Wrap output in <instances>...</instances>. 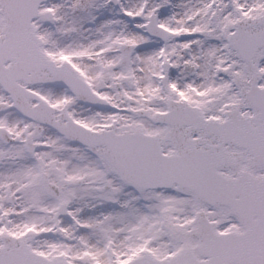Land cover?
Returning a JSON list of instances; mask_svg holds the SVG:
<instances>
[{
    "label": "snow or ice",
    "instance_id": "1",
    "mask_svg": "<svg viewBox=\"0 0 264 264\" xmlns=\"http://www.w3.org/2000/svg\"><path fill=\"white\" fill-rule=\"evenodd\" d=\"M0 264H264V0H0Z\"/></svg>",
    "mask_w": 264,
    "mask_h": 264
}]
</instances>
